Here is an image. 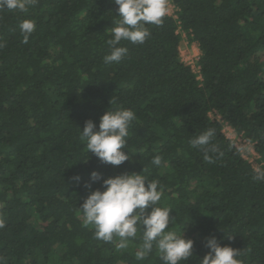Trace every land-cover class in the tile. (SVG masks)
Returning a JSON list of instances; mask_svg holds the SVG:
<instances>
[{"label":"trees","instance_id":"trees-1","mask_svg":"<svg viewBox=\"0 0 264 264\" xmlns=\"http://www.w3.org/2000/svg\"><path fill=\"white\" fill-rule=\"evenodd\" d=\"M143 44L105 64L120 19L113 0H38L26 13L0 11V264H163L157 249L135 257L143 229L124 250L84 223L90 173H141L158 182L170 231L192 239L200 264L206 239L240 250V264H264V0H171ZM36 27L27 44L20 24ZM183 33V34H182ZM184 35V36H183ZM194 44L200 77L181 59ZM130 109L129 161L102 163L81 130L105 111ZM247 140L244 157L224 125ZM212 128L218 151L190 141ZM159 155L161 164L152 163ZM79 177V180L74 179ZM91 183L86 188L85 183Z\"/></svg>","mask_w":264,"mask_h":264},{"label":"clouds","instance_id":"clouds-1","mask_svg":"<svg viewBox=\"0 0 264 264\" xmlns=\"http://www.w3.org/2000/svg\"><path fill=\"white\" fill-rule=\"evenodd\" d=\"M118 6L116 14L119 20L112 28V38L108 40L110 54L104 56L105 64L120 63L127 55L128 48L120 46L121 41L132 44H143L150 36L146 24L160 26L168 13V0H113ZM38 0H0V11H19L26 13L29 7ZM36 24L31 19H25L20 24L23 43L27 44ZM4 44L0 42V48ZM135 119V113L130 109L105 111L99 118L98 127L91 120L85 121L81 130L82 138L86 141V152L90 151L102 163L119 166L129 161L131 155L127 149L129 127ZM215 130L209 128L190 141L193 148L205 153L204 158L211 160L208 153L217 152L212 143ZM152 163L161 164V157L154 156ZM74 179L79 180V177ZM91 183L102 182L103 191H90L80 205L84 215V223L94 227V235L106 243L119 237L116 245L124 250L130 239L137 236L138 230L143 229L142 244L135 252L139 261L145 260L153 248L157 249L163 264H181L193 256L192 239H186L182 234L168 230L174 218L170 216L172 209L159 207L162 192L158 182L147 180L141 173H124L115 177L102 178L101 174L93 171L89 177ZM255 180L264 181V171L257 169ZM86 182L85 187L91 188ZM5 227V221L0 217V228ZM205 246L209 252L200 264H240L237 257L239 249L221 246L215 237L206 239Z\"/></svg>","mask_w":264,"mask_h":264},{"label":"built area","instance_id":"built-area-1","mask_svg":"<svg viewBox=\"0 0 264 264\" xmlns=\"http://www.w3.org/2000/svg\"><path fill=\"white\" fill-rule=\"evenodd\" d=\"M169 3H170V8H171V12L173 13L174 11V5L172 4L171 0H169ZM167 13V14H172V13ZM184 36V35H183ZM199 53L196 54L195 58H197ZM192 66V65H191ZM193 70L197 73V77L198 78H201L200 77V73H199V68L197 66L196 69L193 68ZM225 130H227L231 135H230V140L233 142V144L240 150L241 154L244 156V157H247L248 154H253V155H256V152L254 151V149L252 148V146L250 145V143L245 140L244 138L238 136L235 134L233 128L231 126H229L228 124H225L224 125V128ZM225 132V131H224ZM227 136V135H226ZM245 147V148H244ZM244 148V151L243 149ZM248 148H251V152L250 151H246V149ZM245 153H246V156H245Z\"/></svg>","mask_w":264,"mask_h":264},{"label":"rangeland","instance_id":"rangeland-1","mask_svg":"<svg viewBox=\"0 0 264 264\" xmlns=\"http://www.w3.org/2000/svg\"><path fill=\"white\" fill-rule=\"evenodd\" d=\"M170 12H171V8H170L169 0H168V13H170ZM182 42H183V44H182V46H180L181 59L187 63H190L192 65V67L194 69H196L197 66L195 65L194 59H195L196 54L198 53L197 47L192 43H187L186 40H183ZM224 131H225V134L227 135V137L230 138L231 134L225 129H224ZM244 148H242L243 151H244ZM246 151L251 152V148L246 149ZM249 155L250 154H248L247 157H249V159H251ZM245 156H246V153H245Z\"/></svg>","mask_w":264,"mask_h":264}]
</instances>
